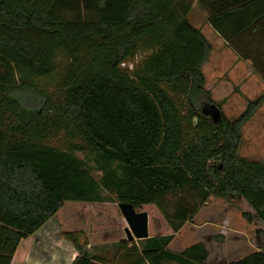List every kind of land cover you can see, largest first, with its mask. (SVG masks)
Returning a JSON list of instances; mask_svg holds the SVG:
<instances>
[{
	"label": "trees",
	"instance_id": "1",
	"mask_svg": "<svg viewBox=\"0 0 264 264\" xmlns=\"http://www.w3.org/2000/svg\"><path fill=\"white\" fill-rule=\"evenodd\" d=\"M211 2H203L208 22L230 45L264 15L258 0ZM190 8L188 0H0V264L51 217L77 251L72 264H115L87 249L108 237L88 225L89 207L109 202L157 209L147 238L128 239L123 228L112 259L202 264L203 242L168 248L196 209L179 207L178 223L165 216L166 195L184 187L203 199L242 197L264 224V163L239 154L241 126L264 93L233 119L202 112L220 106L202 71L211 44ZM60 56L48 92L38 79L56 72ZM24 92L38 96L36 106ZM59 132L63 144H52ZM227 264H264V252Z\"/></svg>",
	"mask_w": 264,
	"mask_h": 264
},
{
	"label": "rangeland",
	"instance_id": "2",
	"mask_svg": "<svg viewBox=\"0 0 264 264\" xmlns=\"http://www.w3.org/2000/svg\"><path fill=\"white\" fill-rule=\"evenodd\" d=\"M188 1L191 3V10L188 14L189 21L192 25H201L208 39L205 38L211 42L208 59L202 68L206 80V88L209 89L212 100L220 106L223 115L233 119L244 110L247 102L246 97H242L240 88V64L234 61L235 58L226 45L218 44L219 42L212 32L213 30L211 32L208 29L205 30V13L194 5L193 0ZM140 59L141 57L138 55L126 65L132 68ZM57 63L56 72L52 76L38 79L39 84L48 92H55L60 76V72L57 71L62 68L65 59L60 56ZM252 94L248 91L246 95L252 96ZM22 96L27 105L36 106L33 99L38 96L35 93L24 92ZM259 109L262 110H257L254 114L255 119L252 120L255 123V132L251 134L250 141L245 140L243 145L241 144L239 147L240 155H244L250 150L256 155L260 154L261 156L264 154V139L259 135V128H261V124L259 123L261 122L260 119L264 117V108ZM245 135H247V132ZM64 140L63 132H59L50 138V142L55 145H62ZM78 156L84 157L82 154H78ZM74 204L77 203H68L67 205ZM179 207L187 210L194 207L196 209L188 216L183 226L173 233L168 248L173 251H181L193 243L203 242L208 249L209 255L207 260L202 264H226L229 260L241 257L249 250L245 249L246 242L240 233H248L249 229H255L260 226L259 224H257L258 226H253L252 224L247 225L245 223L242 226L240 218H246L243 215L244 211L250 209L243 198L231 196L220 198L209 195L203 199L199 192L184 187L167 194L165 197L164 214L173 223L179 222V219L175 217ZM89 209L88 225L91 227L92 224H99L100 227L95 231L106 233L108 237L104 241L99 239H95L94 241L89 240L88 250L95 254L104 255L112 261L114 260L113 263L115 262V264H120L116 261V258L112 259L113 250L111 244L118 237L124 235L123 228L128 227V225L121 214L118 204L109 202L94 209L89 207ZM143 211H146L148 214L149 225V216L156 215L157 209L149 207ZM55 219L58 223L60 234L59 221L57 217ZM90 238L91 235L88 236V239ZM163 264L176 263L163 262Z\"/></svg>",
	"mask_w": 264,
	"mask_h": 264
},
{
	"label": "crops",
	"instance_id": "3",
	"mask_svg": "<svg viewBox=\"0 0 264 264\" xmlns=\"http://www.w3.org/2000/svg\"><path fill=\"white\" fill-rule=\"evenodd\" d=\"M204 1L208 4L213 3L211 2L212 0H193L194 5L205 13L206 23L205 26L203 25L206 28L205 30L208 29L209 32L213 30L212 32L215 34V38L219 42L218 44L226 45L231 50L230 52L235 58L234 61H237L240 64V88L242 97H246L247 101L256 98L260 94L264 93V15L257 20L255 28L243 32L238 41L235 42V44L230 45L222 37H220L209 24V8H207V4L203 3ZM257 9H264V0H258ZM194 26L199 28L202 34H204L203 27L201 25ZM204 36L206 37L205 34ZM209 43L211 44L210 41ZM248 91L253 93L252 96L246 95ZM259 108H264V102L257 108V110H262ZM254 114L241 126L242 145L245 140L250 141L251 134L255 132V123L252 121L255 119ZM260 120L261 122L259 124H261V128H259V135L264 139V117ZM246 132L247 135H245ZM242 156L264 163V154L261 156L260 154L256 155L252 153V150L246 152V154ZM247 205L250 209L244 212L252 216V219L251 221H248L246 218L241 217L240 220L242 221V226H244V223L247 225L252 224L253 226H258L257 224H259L260 226L255 229H249L248 233H240L243 240L246 242L245 249H248L249 251L234 260L241 259L254 252H264V224L259 219L254 217V210L248 203ZM51 218H49L33 234L20 240L12 256L10 264H72L74 258L77 256V251L70 242L65 240L59 234L58 223L55 217ZM234 260H229L227 263Z\"/></svg>",
	"mask_w": 264,
	"mask_h": 264
},
{
	"label": "water",
	"instance_id": "4",
	"mask_svg": "<svg viewBox=\"0 0 264 264\" xmlns=\"http://www.w3.org/2000/svg\"><path fill=\"white\" fill-rule=\"evenodd\" d=\"M202 112L208 115L214 122L221 118V109L215 104H210L202 109ZM118 207L126 221L128 239H145L148 233V214L146 211H137L129 202H119Z\"/></svg>",
	"mask_w": 264,
	"mask_h": 264
}]
</instances>
